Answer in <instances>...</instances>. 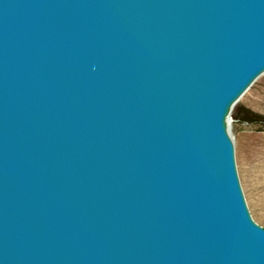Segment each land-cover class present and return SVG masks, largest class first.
<instances>
[{
	"label": "water",
	"instance_id": "obj_1",
	"mask_svg": "<svg viewBox=\"0 0 264 264\" xmlns=\"http://www.w3.org/2000/svg\"><path fill=\"white\" fill-rule=\"evenodd\" d=\"M264 0H0V264H264L229 115Z\"/></svg>",
	"mask_w": 264,
	"mask_h": 264
},
{
	"label": "rangeland",
	"instance_id": "obj_2",
	"mask_svg": "<svg viewBox=\"0 0 264 264\" xmlns=\"http://www.w3.org/2000/svg\"><path fill=\"white\" fill-rule=\"evenodd\" d=\"M228 125L247 208L264 228V74L233 107Z\"/></svg>",
	"mask_w": 264,
	"mask_h": 264
}]
</instances>
